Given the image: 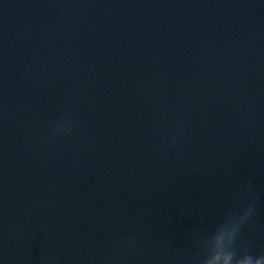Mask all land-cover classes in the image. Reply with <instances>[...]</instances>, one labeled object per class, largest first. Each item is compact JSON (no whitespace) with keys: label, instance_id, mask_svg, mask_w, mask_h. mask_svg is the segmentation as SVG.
<instances>
[{"label":"water","instance_id":"1","mask_svg":"<svg viewBox=\"0 0 264 264\" xmlns=\"http://www.w3.org/2000/svg\"><path fill=\"white\" fill-rule=\"evenodd\" d=\"M0 264H264V0H0Z\"/></svg>","mask_w":264,"mask_h":264}]
</instances>
